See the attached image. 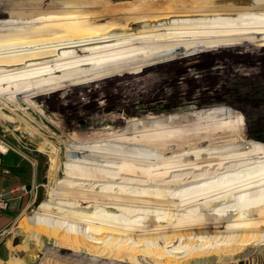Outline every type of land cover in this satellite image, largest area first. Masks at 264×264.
Masks as SVG:
<instances>
[{
  "label": "rangeland",
  "instance_id": "obj_1",
  "mask_svg": "<svg viewBox=\"0 0 264 264\" xmlns=\"http://www.w3.org/2000/svg\"><path fill=\"white\" fill-rule=\"evenodd\" d=\"M53 1L7 0L0 8V53L9 51L0 57V94H6L0 167L12 176L10 184L28 190L7 209L12 219L0 232V264H264V49L258 40L225 39L227 49L215 52L198 44L168 47L194 53L188 60L163 48L149 50L152 56L112 57L131 46L158 48L187 31L236 38L264 29L247 28L246 21L264 17L220 18L228 6L264 0L196 2L219 11L174 17L104 0L44 7ZM149 1L165 0L136 4ZM96 3L103 14L88 7ZM173 5L184 14L188 7L179 5L191 4ZM73 8L90 24L114 30L70 28L67 19L84 17L42 21ZM156 26L170 36L125 43L120 51L112 48L123 42L117 36L100 37L113 38L103 50L89 35ZM202 39L197 42L211 37ZM150 58L159 61L146 72L100 78Z\"/></svg>",
  "mask_w": 264,
  "mask_h": 264
},
{
  "label": "crops",
  "instance_id": "obj_2",
  "mask_svg": "<svg viewBox=\"0 0 264 264\" xmlns=\"http://www.w3.org/2000/svg\"><path fill=\"white\" fill-rule=\"evenodd\" d=\"M107 1L110 2L112 5H113V2L116 3V4L126 3L127 5L137 3V0H135V1H133V0H104V1H102V4L103 5H107L108 4ZM55 2L56 3H58V2L69 3V2H73V0L72 1L57 0V1H53V2H46V3H44L45 4L44 7L45 6L48 7L52 3H55ZM6 3H7V0H0V8H6V6H7ZM94 5L101 6V4H99V3H96ZM59 19H62V17L59 18V16L58 17L52 16V17H48V18H43L42 21H45L47 23H55V22L61 21ZM65 19H67V18L65 17ZM67 21H68L69 24L73 25V26H70V28L73 29V30H74L75 27H77L78 29H82L80 26H85L84 29H82L83 31L91 30V29H93L96 26L97 27H101L102 26V28H104L105 30H107V29H110V30L113 29L114 30V28H115L114 27L115 25L107 26V25H103L104 23H102V22L101 23H97V24H90L87 17L83 21H80V22L79 21L74 22L72 19L71 20L67 19ZM246 21H248L250 23V25H247L248 26L247 28H264V20L263 21L246 20ZM37 22H40V21L37 20ZM35 25H37V24H35ZM117 25H119V24H117ZM75 30H76V28H75ZM77 32H79V31H77ZM89 32H91V31H89ZM143 32H144V34L147 33V35L143 36L142 33L141 34L134 33V34H127V35L114 37V40L117 39V40H119V42H121V41H123V42H122V44L120 43L121 44L120 46H118V44H115V46L112 47V48L113 49L119 48L121 50L122 49L124 50L125 48H123V47H124L125 43H133V41L143 40V39H145L147 37H155L157 39H160V38H164V36H166V37L170 36L169 32H166V31H163V30H160V29L147 30V32L146 31H143ZM74 33H76V32H71L70 34H74ZM77 34H79V33H77ZM160 34H161V37H157ZM223 34L224 33H221L219 31L206 32V33H195L193 31L182 32V33L178 34L177 38L174 37V38H176L175 42L164 43V44L160 45V47H158V48H168V47L172 48V47H175V46H187V45H192V44L193 45L194 44H198V45H201V46H205L207 44L224 43L225 39L228 40L225 43H233V44L236 43L235 40H241V39H254V40L264 39V29H259V30H256V31L248 30V31H246L244 33H235L236 35H238L236 38L235 37L226 38V37H222V36L216 37V36L223 35ZM184 36H187V37L184 38ZM194 36H196V37H194ZM197 36H199V37H197ZM206 37H211V39H208L205 42H201V41L197 42L198 40H204L202 38H206ZM174 38H172V39H174ZM195 38H197L198 40L195 39ZM85 39L86 38H84L83 40H85ZM90 40L93 41L95 46H99L101 49L105 50V49L111 48V44H112L113 38L101 39L100 36H92V37H90ZM175 43H178V44L175 45ZM151 47H154V46L151 45ZM134 49H137V48H134L133 46L126 47V50H134ZM2 51L3 52L0 53V57H3L4 55L6 56L8 54V52H9V51H5L4 49ZM10 56H11V54H10ZM18 56H20V55H16V56L14 55L15 59H17ZM15 59H13L12 61H9L7 63L10 64L12 62H16V61H14ZM51 62H53V61H51ZM42 66H44V65H42ZM40 68H42V67H40ZM0 151L1 152H5V149L2 146H0ZM11 180H12V176H10V173L7 172L6 170H3L2 167H0V189L8 186L11 183L10 182ZM12 203L10 204L9 208L12 207L11 206ZM9 211L10 210H7V211L5 210V212L0 211V232L2 230H4L7 227V225L10 224V222H11L12 216H10V214H9L10 212Z\"/></svg>",
  "mask_w": 264,
  "mask_h": 264
},
{
  "label": "trees",
  "instance_id": "obj_3",
  "mask_svg": "<svg viewBox=\"0 0 264 264\" xmlns=\"http://www.w3.org/2000/svg\"><path fill=\"white\" fill-rule=\"evenodd\" d=\"M252 1H255V0H165V1H149V2H145V3H138V4H129L127 5L128 7H134V6H149L148 9L149 11H151V14H155V15H162L163 14H168V15H173L172 17L174 16H183V15H191V14H201L202 12H210L212 13L211 11H219V7L218 6H215V5H212V4H207V5H198V4H194V3H214V2H234V3H242V2H252ZM156 3V4H154ZM164 4H170V5H167L168 8L167 10H163V11H160L159 8H153L152 5H164ZM173 4H191V5H179V6H182V7H188L187 10H189V12L187 13H181V12H177L173 9L176 8L177 5H173ZM87 7V6H86ZM89 8L95 10L96 12H101L105 9H102L101 6H97V5H92V6H88ZM232 6H228L227 9H224L223 10V14H225L224 16L226 17H220V18H227V19H231V18H241V17H244V16H247V17H251V18H263L264 17V4H254V3H251V4H242V6H240L239 8H230ZM232 9V10H231ZM75 10V11H74ZM77 8H73V9H70V10H63V11H55V12H52L53 15H59V17H75V18H86L87 16L85 15H74L75 13H78V11L76 12ZM143 10V9H141ZM197 12H200V13H197ZM51 13V14H52ZM103 14V13H102ZM171 17V19H173ZM191 17H194V16H191ZM189 17V18H191ZM205 19V17H197L196 19L194 20H203ZM154 29H162V27L160 26H156V27H151V28H126V29H123V30H120L118 33H106L104 34L101 33V32H95V33H92V34H89V35H92V36H100V37H111V36H118V35H123V34H129V33H132V32H136V31H146V30H154ZM117 34V35H116ZM70 35V34H69ZM68 35V36H69ZM72 38H77V37H84L85 34H72ZM91 36V37H92Z\"/></svg>",
  "mask_w": 264,
  "mask_h": 264
},
{
  "label": "bare ground",
  "instance_id": "obj_4",
  "mask_svg": "<svg viewBox=\"0 0 264 264\" xmlns=\"http://www.w3.org/2000/svg\"><path fill=\"white\" fill-rule=\"evenodd\" d=\"M258 45H260L259 47H260V49H264V39H259L258 41ZM221 44V45H220ZM234 46V45H233ZM184 47V46H183ZM218 47H221V48H218ZM231 47V46H230ZM235 47V46H234ZM234 47H232V48H234ZM182 48V47H181ZM226 47H224V45H222V43H219V44H207V45H205L204 46V50H210V52H211V50H212V52L215 50H223V49H225ZM164 50H167L168 52H164V53H168V54H170V55H167V54H163L164 56H171L172 58H174L175 59V57L177 58V59H180V60H183V59H186L187 58V60L189 59V57H194L195 55H194V53H191V54H189V55H187L188 53H185V51H183V50H180V51H176L175 50V48L174 49H172V51L170 52L169 51V48H163ZM163 49H160V50H163ZM185 49V48H184ZM227 49V48H226ZM121 49H119V51H120ZM149 50H159V48H153V47H151V46H147L145 49H134V50H126L125 52H124V54H121V53H119V54H121V55H119L118 53H116L115 52V54L114 53H111V54H114V55H112V57H117V56H133V55H136V54H141V55H143V54H145V56H152V55H150L149 54V52H151V51H149ZM163 50V51H164ZM214 51V52H215ZM190 52V51H189ZM219 52V51H218ZM92 55H94V54H92ZM95 55H98V54H95ZM194 55V56H193ZM91 56V55H90ZM108 56V55H107ZM92 57H94V56H92ZM76 58H81V56L79 57H76ZM87 58V57H86ZM84 59L85 61H83L84 62V65L85 64H87V65H89V64H91L90 62L93 60L91 57V59ZM96 58V57H95ZM220 58V57H219ZM195 59V58H194ZM73 60H75V59H73ZM212 60V59H211ZM116 61V60H115ZM159 61V59H154V58H150V59H148V60H146V62L143 64V65H138L137 67H135V66H133V67H131L129 70L127 69H125V71H123V70H120V72H118V73H115V75L114 74H112V73H110L109 75L107 74V75H104L103 77H100L101 79H105V78H107L106 80H112V81H115L116 79H119V78H125V77H127V75H131V74H134V73H143V72H146V69H151L152 68V66H153V64H155L156 62H158ZM74 62V61H73ZM141 62V61H140ZM144 62V61H143ZM36 63V62H35ZM136 64V63H135ZM146 64V65H145ZM83 65V66H84ZM123 65V64H122ZM56 66V65H55ZM90 66V65H89ZM57 68L59 67V66H56ZM88 67V66H87ZM114 67V66H113ZM47 68H48V66H47ZM52 68V67H51ZM56 68V69H57ZM76 68V67H75ZM119 68V67H118ZM46 69V68H45ZM48 69H50V67L48 68ZM63 69V68H62ZM78 69V68H77ZM108 69V68H107ZM115 69H117V68H115ZM59 70H61V69H59ZM111 70H113V69H111ZM148 70V71H149ZM28 71V70H27ZM33 71V70H32ZM49 71V70H48ZM50 71H51V69H50ZM53 71V70H52ZM71 71V70H70ZM173 71V70H172ZM182 71V70H181ZM180 71V72H181ZM35 72H36V70H35ZM109 72V71H108ZM34 73V72H33ZM41 73V72H40ZM60 73V72H59ZM58 73V74H59ZM133 79V78H132ZM139 81V80H138ZM68 82V81H67ZM73 82V81H72ZM134 82V81H133ZM116 83V82H115ZM114 86V85H113ZM123 86V85H122ZM73 87V86H72ZM118 87V86H117ZM78 91V90H77ZM86 93V92H85ZM5 97L6 96V94H0V101H1V98L2 97ZM5 102V101H4ZM3 107H4V105H3ZM9 109V108H8ZM1 116V115H0ZM4 119H5V117H4ZM9 120V119H8ZM170 206V205H169ZM131 213V212H130ZM101 227V226H100ZM95 228H97V227H95Z\"/></svg>",
  "mask_w": 264,
  "mask_h": 264
},
{
  "label": "built area",
  "instance_id": "obj_5",
  "mask_svg": "<svg viewBox=\"0 0 264 264\" xmlns=\"http://www.w3.org/2000/svg\"><path fill=\"white\" fill-rule=\"evenodd\" d=\"M28 194L24 184H9L0 189V211H5L14 201L21 200Z\"/></svg>",
  "mask_w": 264,
  "mask_h": 264
}]
</instances>
